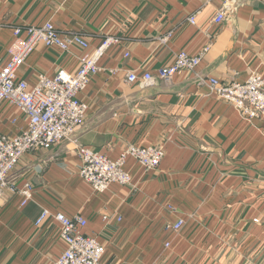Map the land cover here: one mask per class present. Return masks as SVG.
Returning <instances> with one entry per match:
<instances>
[{
	"label": "crops",
	"instance_id": "crops-1",
	"mask_svg": "<svg viewBox=\"0 0 264 264\" xmlns=\"http://www.w3.org/2000/svg\"><path fill=\"white\" fill-rule=\"evenodd\" d=\"M224 1L0 0L2 63L18 25L51 21L61 32L84 35L90 49L105 35L122 38L78 94L89 108L72 137L26 152L14 168L10 178L18 187L29 181L33 193L24 206L17 193L0 197V264H52L63 252L52 217L35 225L43 209L83 216L84 233L104 245L109 264H264V118L245 119L188 70L145 86L125 80L128 69L156 73L176 52L196 54L207 45L196 68L201 76H264V0H237L222 23L212 24ZM195 12L192 25L186 19ZM81 54L38 46L18 77L31 86L40 72H73ZM26 127L22 111L0 103V134ZM76 143L111 159L127 144L161 145L165 155L155 170L128 158L133 184L95 192L78 175ZM178 217L182 228L167 231Z\"/></svg>",
	"mask_w": 264,
	"mask_h": 264
},
{
	"label": "built area",
	"instance_id": "built-area-1",
	"mask_svg": "<svg viewBox=\"0 0 264 264\" xmlns=\"http://www.w3.org/2000/svg\"><path fill=\"white\" fill-rule=\"evenodd\" d=\"M236 1L225 0L212 16V24L222 23ZM197 13L190 14L187 22L194 25ZM12 34V42L7 48L8 59L5 63L0 61V103L8 102L22 111L27 119V127L15 136L0 134V197L7 192L17 193L21 196L20 205L24 206L32 198L33 186L25 181L18 187L10 178L14 168L26 152L50 149L72 137L84 121L89 108L78 94L102 69L99 61L105 52L110 47L119 45L122 38L114 34L105 35L97 46L90 49L84 35L61 32L51 21L40 26H14ZM170 36L171 32L166 33L161 41L166 42ZM38 46L56 47L67 53L76 47L83 54L78 57L75 71H58L54 75L40 72L35 84L29 86L17 73ZM208 50V45L196 54L180 50L173 55L170 63L160 67L156 73H138L136 69H128L125 80L127 83L138 82L145 86L158 79L168 81L176 73L188 70L195 74L198 84L206 85L210 94L231 104L245 119L264 118V76L252 72L244 81L232 79L227 82L213 76L203 77L196 72V68ZM125 56H128L127 52ZM75 153L81 161L78 175L95 192H104L113 183L124 186L133 184V178L125 168L128 158L134 159L144 170H155L165 155L161 145L135 144L124 146L114 159L78 143L75 145ZM168 208L176 212L171 205ZM48 217L58 223L60 237L65 243V249L52 264H109L103 258L104 245L96 237L84 233L87 221L83 216H67L62 212L51 213L43 209L36 218L35 225H40ZM183 225V219L178 217L174 222L166 223L164 228L169 232H177ZM168 246L169 242H165V247Z\"/></svg>",
	"mask_w": 264,
	"mask_h": 264
}]
</instances>
